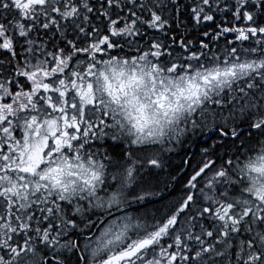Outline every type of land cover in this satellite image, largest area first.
<instances>
[{
	"label": "snow or ice",
	"instance_id": "obj_1",
	"mask_svg": "<svg viewBox=\"0 0 264 264\" xmlns=\"http://www.w3.org/2000/svg\"><path fill=\"white\" fill-rule=\"evenodd\" d=\"M0 264H264V0H0Z\"/></svg>",
	"mask_w": 264,
	"mask_h": 264
},
{
	"label": "trees",
	"instance_id": "obj_2",
	"mask_svg": "<svg viewBox=\"0 0 264 264\" xmlns=\"http://www.w3.org/2000/svg\"><path fill=\"white\" fill-rule=\"evenodd\" d=\"M177 160H178V158H177Z\"/></svg>",
	"mask_w": 264,
	"mask_h": 264
}]
</instances>
